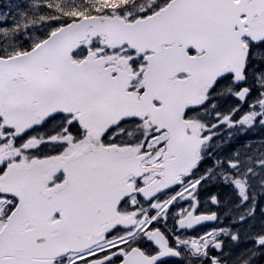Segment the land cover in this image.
Returning a JSON list of instances; mask_svg holds the SVG:
<instances>
[{"label":"snow or ice","instance_id":"1","mask_svg":"<svg viewBox=\"0 0 264 264\" xmlns=\"http://www.w3.org/2000/svg\"><path fill=\"white\" fill-rule=\"evenodd\" d=\"M258 130L264 0H10L0 264H264Z\"/></svg>","mask_w":264,"mask_h":264},{"label":"rangeland","instance_id":"2","mask_svg":"<svg viewBox=\"0 0 264 264\" xmlns=\"http://www.w3.org/2000/svg\"><path fill=\"white\" fill-rule=\"evenodd\" d=\"M14 2V0H13ZM3 4H5V6H9L10 7V0H5L3 2H0V11L4 10V7L2 8Z\"/></svg>","mask_w":264,"mask_h":264},{"label":"flooded vegetation","instance_id":"3","mask_svg":"<svg viewBox=\"0 0 264 264\" xmlns=\"http://www.w3.org/2000/svg\"><path fill=\"white\" fill-rule=\"evenodd\" d=\"M245 139H256V137H249V136H246V137H242L241 140L239 141V143H242ZM211 191V190H209ZM202 195H207V192L203 193ZM208 227V226H205V228ZM203 230V229H201Z\"/></svg>","mask_w":264,"mask_h":264}]
</instances>
